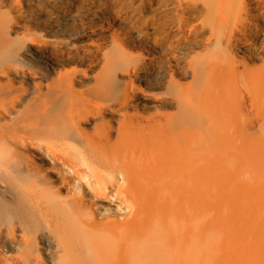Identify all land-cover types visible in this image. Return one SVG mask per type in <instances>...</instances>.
<instances>
[{"label": "bare ground", "instance_id": "6f19581e", "mask_svg": "<svg viewBox=\"0 0 264 264\" xmlns=\"http://www.w3.org/2000/svg\"><path fill=\"white\" fill-rule=\"evenodd\" d=\"M0 264H264V0H0Z\"/></svg>", "mask_w": 264, "mask_h": 264}, {"label": "rangeland", "instance_id": "374dc122", "mask_svg": "<svg viewBox=\"0 0 264 264\" xmlns=\"http://www.w3.org/2000/svg\"><path fill=\"white\" fill-rule=\"evenodd\" d=\"M107 204H108V203H107ZM111 204H112V206H114L113 203H111Z\"/></svg>", "mask_w": 264, "mask_h": 264}]
</instances>
